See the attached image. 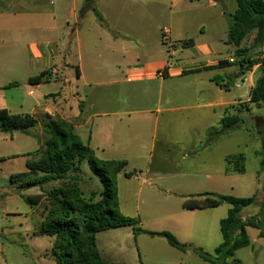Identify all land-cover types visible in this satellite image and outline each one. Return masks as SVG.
<instances>
[{
    "label": "crops",
    "instance_id": "obj_1",
    "mask_svg": "<svg viewBox=\"0 0 264 264\" xmlns=\"http://www.w3.org/2000/svg\"><path fill=\"white\" fill-rule=\"evenodd\" d=\"M235 9L224 0H0V90L14 88L9 99L2 95L0 109L60 117L97 158L126 160L134 174H119L121 198V179L136 180V153L147 148L151 133L156 137L160 122L171 136L181 120L200 138L226 107L245 103L250 111V93L236 97L230 90L247 81L250 91L255 86L250 71L238 75L235 48L226 44ZM166 26L173 55L161 40ZM17 71L22 77L10 79ZM37 133H11L26 144L6 159L20 161L18 173L28 172L40 151ZM230 155L217 171L223 180L234 174L226 171ZM129 233L136 242L134 229ZM164 241L160 247L171 254L175 248Z\"/></svg>",
    "mask_w": 264,
    "mask_h": 264
},
{
    "label": "rangeland",
    "instance_id": "obj_2",
    "mask_svg": "<svg viewBox=\"0 0 264 264\" xmlns=\"http://www.w3.org/2000/svg\"><path fill=\"white\" fill-rule=\"evenodd\" d=\"M49 1L57 3L59 0ZM224 1L235 4L234 0ZM253 38L254 35H251L244 46L249 48ZM251 53L255 54V51ZM257 59L255 55L254 61ZM257 65L250 70L254 85L260 76ZM237 73H242L238 65ZM10 77L20 79L22 73L13 72ZM250 85L247 81L237 91L230 85V90L236 97L248 96ZM13 91L14 88L0 90V106L4 98L2 95L6 96L5 100L9 99ZM23 91L21 89L20 92ZM245 108V103L225 108L224 116L229 114L240 118L238 128L229 134L221 131L222 119L200 138L191 131L190 124L181 120L175 124L171 136L169 130L165 133L164 121L160 122L156 137L151 133L147 148L136 153V180L121 179V213L136 220V228L171 232L187 250L179 251L168 246L174 253L167 254L159 245L165 238L138 234L135 242L129 233L133 227H122L97 235V245L104 261L111 257L114 263L209 264L194 250L216 255V249L223 243L219 221L227 217L231 206L223 204L218 208L188 210L184 203L191 195L212 192L240 198L255 197L253 205L241 210L240 219L244 221L258 216L264 220V109L253 104L250 111ZM36 129L41 142L40 150H43L50 135L41 122ZM212 130L217 133L211 134ZM165 134L172 138L173 144L165 143ZM83 142L87 144L85 140ZM182 143L190 145V148ZM24 146L26 144H21L17 137L12 138V134L0 132V264H57L53 255L55 239L40 236L38 231L46 214L45 208L49 205V193L73 182V179L53 181L29 190L21 188V181L11 183V176L20 171V161L7 162L6 159ZM226 153H243L246 158L245 172L234 173L223 180L217 171L225 166L223 157ZM125 171L131 172L129 167ZM70 174L75 175L73 172ZM36 176H42V173ZM78 176L85 197L98 200L99 196L95 194L103 190V184L87 162L82 164V172ZM28 199L37 205L31 204ZM247 232L251 245L238 250L228 264H236V261L240 264H264V238L259 237L257 229L248 228ZM232 238H238V233L233 232Z\"/></svg>",
    "mask_w": 264,
    "mask_h": 264
},
{
    "label": "trees",
    "instance_id": "obj_3",
    "mask_svg": "<svg viewBox=\"0 0 264 264\" xmlns=\"http://www.w3.org/2000/svg\"><path fill=\"white\" fill-rule=\"evenodd\" d=\"M234 1L236 9L229 15L230 28L226 44L235 48L242 75L259 64L260 76L250 92V103L264 109V0ZM98 17L102 20L99 14ZM251 35H254L252 45L247 48L244 42ZM252 50H255V54L251 53ZM255 55L258 56L256 61H254ZM39 79L35 78L31 81ZM239 121L237 115L224 116L221 120L222 133L228 134L234 131L238 128ZM40 122L50 138L45 148L28 162L29 171L12 175L11 183L21 181V188L29 190L53 181L73 179V182L49 193V205L45 208L46 214L38 231L40 236L55 239L53 255L57 264H123L104 261L97 245V235L100 232L122 227H133L136 235L163 237L171 247L180 251L187 250L171 232H152L141 227L136 228L138 222L121 213L118 176L123 172L127 178H130L134 174L125 172L128 166L126 160L106 161L97 158L90 145L84 144L80 135L75 132V127L60 117L52 118L50 115H45L39 120L28 114L13 115L7 109H0L2 133L29 134ZM210 133L217 131L212 130ZM245 161L243 153L227 156V173L243 174ZM84 162L89 164L92 172L103 184V190L95 194L99 196L98 200L93 199L95 197L87 199L80 189L78 174L82 172ZM71 172L75 175H71ZM38 173H42V176L37 177ZM28 201L37 205L30 199ZM254 203L255 197L240 198L212 192L191 195L184 203V207L188 210L218 208L223 204L231 206L227 217L220 221L223 243L216 249V255L211 256L199 249H195V253L209 264H228V260L233 258L238 250L251 245L248 228L259 230V237L264 238V220L258 216L244 221L240 219L241 210ZM233 232L238 233V238H232ZM236 264L240 262L236 261Z\"/></svg>",
    "mask_w": 264,
    "mask_h": 264
},
{
    "label": "built area",
    "instance_id": "obj_4",
    "mask_svg": "<svg viewBox=\"0 0 264 264\" xmlns=\"http://www.w3.org/2000/svg\"><path fill=\"white\" fill-rule=\"evenodd\" d=\"M161 40H162V43L165 45V46H168V54L169 55H173L174 52H175V49H174V42H173V39H172V31L170 29V27L166 26L162 29L161 31ZM230 63H234L236 60L235 59H229L228 60ZM259 66V64L257 65ZM57 72H55V76H56ZM53 75V76H54Z\"/></svg>",
    "mask_w": 264,
    "mask_h": 264
},
{
    "label": "water",
    "instance_id": "obj_5",
    "mask_svg": "<svg viewBox=\"0 0 264 264\" xmlns=\"http://www.w3.org/2000/svg\"><path fill=\"white\" fill-rule=\"evenodd\" d=\"M252 51H255V50H252Z\"/></svg>",
    "mask_w": 264,
    "mask_h": 264
}]
</instances>
